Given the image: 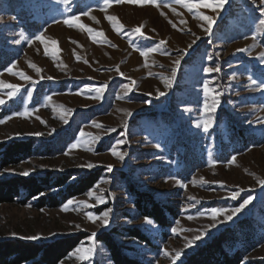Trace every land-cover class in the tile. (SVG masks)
I'll use <instances>...</instances> for the list:
<instances>
[{"label": "rangeland", "instance_id": "374dc122", "mask_svg": "<svg viewBox=\"0 0 264 264\" xmlns=\"http://www.w3.org/2000/svg\"><path fill=\"white\" fill-rule=\"evenodd\" d=\"M216 2L0 0V143L32 139L36 148L18 165L0 166V179L67 173L76 180L102 171L85 193L58 207H38L37 198L0 203V239L83 233L58 264H112L97 235L139 227L147 242L117 236L132 246L128 253L150 264H181L242 223L245 232L237 231L255 243L246 264H264V89L257 87L264 83V0L206 6ZM193 4L200 6H186ZM7 85L16 86L14 95ZM214 99L216 111L205 112ZM208 118L207 132L196 127ZM133 188L179 209L174 224L163 228L142 216ZM212 209L224 212L214 219ZM77 249L93 251L83 259Z\"/></svg>", "mask_w": 264, "mask_h": 264}, {"label": "trees", "instance_id": "16d2710c", "mask_svg": "<svg viewBox=\"0 0 264 264\" xmlns=\"http://www.w3.org/2000/svg\"><path fill=\"white\" fill-rule=\"evenodd\" d=\"M33 146L32 139L0 143V166L18 165L21 159L36 151ZM101 174V170H94L76 180H72L73 175L67 173L0 179V203H25L30 198H37L34 203L38 207H58L70 198L85 193L99 180ZM133 195V203L139 213L154 219L163 228L172 226L179 216V209L157 199L150 191L133 188ZM241 224L237 228L245 232L246 225ZM237 230L227 228L215 235L190 253L181 264H246L248 251L255 243L251 233ZM124 234L142 242L149 240L139 227H127L126 230L111 227L101 232L97 239L104 243L112 264H150L128 253L132 246L123 244L117 237ZM85 236L79 233L45 242L22 238L0 239V264H58Z\"/></svg>", "mask_w": 264, "mask_h": 264}, {"label": "snow or ice", "instance_id": "6c2138e0", "mask_svg": "<svg viewBox=\"0 0 264 264\" xmlns=\"http://www.w3.org/2000/svg\"><path fill=\"white\" fill-rule=\"evenodd\" d=\"M61 2H66V0H61ZM132 2H140V0H132ZM176 2L177 3H181L182 0H176ZM224 3H225V0H217V2L215 4H207L206 6L207 7H210V8H213V10H215V8H218V7L219 8H222L223 5H224ZM105 6L107 7V0H106V5ZM186 6L189 7V10H191V8H193V7H199L200 5L199 4H193V5H186ZM85 14L87 15V13H85ZM108 19L109 20H112V19H115V17H108ZM203 19L205 21H208V25L209 26L206 29V31L211 32V25L213 23L212 19L210 17H208V16H204ZM65 22L70 24L72 21L71 20H66ZM259 23L262 26H264V19H261L259 21ZM81 27H85V26L84 25H81ZM88 31L91 32L92 30L91 29H88ZM136 31L139 32L140 29L137 28ZM36 39L42 40L43 39V36H37ZM161 43L163 44L165 42L164 41H161ZM150 51H156V50L155 49H152ZM147 54H148V52H142V55H147ZM261 58L264 59V55H262ZM174 63L178 64L179 63V60L175 61ZM118 70L119 69H117V71ZM205 71H207L208 73H212V72H219L220 69L219 68L208 67V68L205 69ZM173 76H174V73H173ZM25 78L26 79H31L30 77H25ZM49 79H51V77H49ZM252 83L253 84H257V82L254 81V80L252 81ZM165 84L169 88L172 86V82L168 78H165ZM7 87L13 90V91L9 92L8 95L9 96L14 95L15 94V91L17 90L16 89V86H14V85H7ZM257 87H259L261 89H264V83L257 84ZM96 91L99 92L101 90L100 89H97ZM211 91L212 90L208 87V85H204V92H205L206 95L209 92H211ZM160 95L163 96V95H165V93L164 92H160ZM215 95H218V94L214 93V96ZM49 99H51V98L49 97ZM3 102H4L3 100H0V103H3ZM217 104H218V100H215V99H214L213 103L211 104V106L207 102H205L204 103V110H205V112H215L216 111ZM212 124H213V120L211 118H208V119H205L204 121H202V123H197L196 124V127L203 126V130L205 132H207L208 129H209V127L212 126ZM83 135H84V133H81V136H83ZM93 139H95V138H93ZM72 147H76V145L74 144ZM113 154L114 155H118V157H119L120 160H124V158H125V154L124 153H117L115 150H113ZM91 166L92 165H89V167H91ZM112 167L113 166L109 165L108 166V170L109 171H112ZM23 174L24 175H28L27 172H25ZM262 183H264V182H262ZM90 195H91V193H90ZM237 195H238L237 193H234L233 196H232V198L233 199H236L237 198ZM251 199H252V197L249 196L248 199H246V200L243 201V203L240 205V207H237L235 209L230 210L231 214L227 215V217H226L227 220L231 221L233 219V216H235L236 214H238L248 203H250ZM101 202H103L102 199H101ZM69 203H71V202H69ZM222 212H224L223 209H212L213 218L215 219V217L217 215H219L220 213H222ZM89 219L92 220L93 222H95L96 219H98V217L90 214L89 215ZM103 223L105 225L108 223V212L103 213ZM148 223H151V221L148 220ZM173 231H175V229H173ZM36 238H38V237H30V239H36ZM200 238H201L200 236H196V239L197 240L200 239ZM77 251L84 252L85 254H84V256L82 258L83 259H88L89 258V254L93 251V249H77ZM178 256H179V253H177V258H178Z\"/></svg>", "mask_w": 264, "mask_h": 264}]
</instances>
